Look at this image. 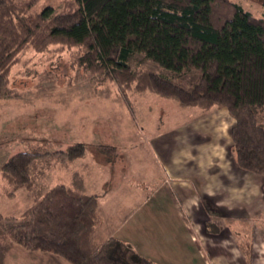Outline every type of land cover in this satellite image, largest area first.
I'll return each instance as SVG.
<instances>
[{"label": "rangeland", "instance_id": "obj_1", "mask_svg": "<svg viewBox=\"0 0 264 264\" xmlns=\"http://www.w3.org/2000/svg\"><path fill=\"white\" fill-rule=\"evenodd\" d=\"M12 1L24 7L29 15L45 12L52 16L73 11L78 5L75 0ZM231 1L255 16L264 17V0ZM67 28L42 30L43 36L36 35L34 39L36 45L32 42L23 44L14 57L8 84L0 90V264H43L41 258H35L29 252L31 250L18 244L8 230L18 223L33 198L46 191L51 178H61L58 166L67 161L57 158L53 152L65 149L67 136L70 132L76 134L75 128L78 133L81 130L82 136L79 137L87 142L93 137L92 132L100 140L86 147L100 161L120 157L110 146L115 145L114 142L124 154L144 155L148 161L153 135L158 131L164 133L176 124L178 127L172 131L175 130L173 137L178 141L177 146L162 147L160 156L167 157L165 163L171 154L175 158L173 174L179 176L174 186L182 190L189 186L185 183L188 181L195 192L200 193L193 196V220L190 222L193 231L230 238L235 243L229 245L237 246L246 264H251V258L248 260L243 250L250 246L251 257L255 256L256 261L264 251V174L246 171L236 164L231 138L235 120L227 109L204 111L197 107H183L174 99L139 87L135 80L121 82L112 72L84 69L79 60L82 47L68 42L69 39L62 34L80 39L87 27L73 23ZM47 41L53 43L46 44ZM128 63L132 70L139 72L170 74L142 52L133 53ZM185 78L194 80L196 75L189 73ZM75 116L80 123L73 126L70 123ZM164 138L168 141L170 133ZM192 148L194 153H191ZM21 151L42 154L34 160L31 188L15 186L2 170L7 159ZM197 158L199 160L195 161ZM138 171L143 173L140 180L145 181L140 189L148 190L145 184L150 180L143 177L148 168ZM157 180L152 181L156 184ZM169 182L170 178L166 185H172ZM171 193L175 196L172 190ZM117 198L108 197L102 208L107 203H110L108 207H118ZM177 198L175 196L181 205ZM129 207V203L126 204L125 208ZM125 211L121 210V214ZM185 213L184 207V216ZM159 219L160 224L153 228L157 245H160L159 241L168 240L165 231L169 228L170 234L173 233L170 224H174L172 216L167 213H160ZM186 220L190 221L189 216ZM51 260L46 258L45 264H54Z\"/></svg>", "mask_w": 264, "mask_h": 264}, {"label": "trees", "instance_id": "obj_2", "mask_svg": "<svg viewBox=\"0 0 264 264\" xmlns=\"http://www.w3.org/2000/svg\"><path fill=\"white\" fill-rule=\"evenodd\" d=\"M75 1L73 11L49 16L29 15L12 0H0V90L6 88L23 44L36 45L42 30L85 24L80 39L62 34L82 47L84 69L112 72L121 82L135 80L183 107H225L235 120L231 138L236 164L264 174V17L231 0ZM135 52L170 74L132 70L128 59ZM189 73L196 78L189 81ZM85 150V143H76L53 154L70 161ZM38 155L13 154L3 173L15 186L31 188ZM97 202L96 194L56 183L33 198L8 232L26 250L50 252L71 264H159L117 237L96 243ZM243 252L250 260L251 247Z\"/></svg>", "mask_w": 264, "mask_h": 264}, {"label": "crops", "instance_id": "obj_3", "mask_svg": "<svg viewBox=\"0 0 264 264\" xmlns=\"http://www.w3.org/2000/svg\"><path fill=\"white\" fill-rule=\"evenodd\" d=\"M77 123H80V119L76 121L75 116L70 124L75 126ZM175 127H178L177 124L164 133L158 131L153 135L149 144L151 148H149L148 161L144 155L142 157H139V155L134 157L124 154L117 142H114L115 145L110 146L114 148V154H119L120 157L114 156L112 160L108 158L105 161H100L94 152H89L86 149L87 152L83 156L76 157L58 166L57 170L61 178H51V182L47 184V189L56 183H63L85 193L98 195L97 221L93 230V238L96 243H101L108 237L114 236L131 242L139 252L159 264H246L243 254L237 251V246L229 245L231 242L230 238L227 239L221 234L215 236L209 235V233L203 234V232L195 234L193 231L192 223H190L193 220L191 214L194 205L193 196L194 193L196 196L200 193H198V190L196 193L188 181L185 183L189 186H185L182 190L179 186H174V184H177V177L179 176L173 174L175 168L172 165L175 158L171 154L169 160L165 163L164 160L167 157L160 156L162 147L177 146L178 141L173 137L175 130L172 131ZM91 129L92 127H90ZM75 131L76 134L73 132L68 134V141L64 148L76 143H85L87 147V144L91 145V143L100 141L95 138L93 132L91 134L93 137L91 136L92 138L87 142L79 137L82 136L81 130L78 133L75 128ZM168 132L170 133V138L167 141L164 136L168 135ZM189 144L192 145L191 142ZM191 153H194L193 148ZM198 158L201 159V157ZM198 158L194 160L198 161ZM144 167L148 168V172H144L143 175V177L150 180V182L145 184L148 186V190L140 189L145 181L142 182L140 180L143 173L138 170ZM133 174L135 175L133 176ZM155 178H158L156 184L152 181ZM169 178L172 185H166V181ZM55 180L58 181L53 183ZM171 190L176 198H179L178 195L184 196L179 198L181 205H178ZM112 196L118 197L116 199L118 207H108L107 205H110V203H107L103 209V201ZM128 203L130 207L125 208ZM184 207L185 216L183 215ZM123 209H126V211L121 214ZM188 209H190V212H188ZM160 213H167L172 216L174 224H170L173 230L171 234L170 229H167L168 226L166 225L165 234L169 235L166 236L168 240L162 243L159 241L160 245H157L158 239L153 232V228L154 225L160 224ZM188 216L190 221L186 220ZM210 242L212 244H208ZM232 242L235 243L234 241ZM29 252L35 258H41L43 264L46 263L44 261L46 258L52 259L54 264H71L64 258L49 252ZM255 259V256L252 255L250 263L264 264V261H261L264 260V251L262 250L261 256L256 261Z\"/></svg>", "mask_w": 264, "mask_h": 264}]
</instances>
